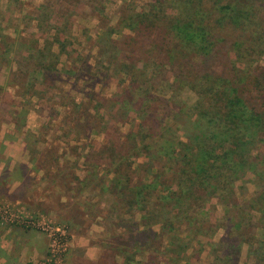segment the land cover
<instances>
[{
	"label": "rangeland",
	"instance_id": "1",
	"mask_svg": "<svg viewBox=\"0 0 264 264\" xmlns=\"http://www.w3.org/2000/svg\"><path fill=\"white\" fill-rule=\"evenodd\" d=\"M86 1L0 0V51L13 52L0 56V146L5 131L16 136L23 145L25 157L33 159L31 171L36 168L22 186L34 193V202L31 199L30 206L28 201L24 204L15 202L13 196H6L0 187V226L35 230L46 238L47 252L34 264H65L68 250L76 242L85 243L86 250L83 255L81 247L76 246L75 262L124 264V256L133 252L131 245L129 250L126 247V228L134 222L140 223L143 212L135 208L131 214L121 213L119 203L122 196L119 192L111 193L112 189L108 188L111 183L108 182L116 178L117 168L132 163L131 169L126 170L134 182L139 179L154 191L157 188L152 186V177L162 170L164 164L163 159L152 161L144 154L127 157L128 154L121 152L123 147H129L125 135L136 137V140L139 136L146 137L147 127L141 125L138 111L149 106L141 115L143 118L154 116L156 120L151 141L155 148L160 142L155 135L172 118L161 106L159 108V100L171 97L170 102H166L175 110L180 101L193 106L199 98L191 85L182 89L167 85L173 81V71H169L168 65L164 66L163 72L156 69L150 58L154 50L149 48V43L154 49L156 35L161 30L153 28L136 35L128 29L126 20L131 14L142 12L183 17L190 9L187 0ZM228 1L204 0L210 4ZM231 1L236 6L239 2L244 4V0ZM250 1L253 4L247 7L250 11L244 32L225 28L220 32L225 39L218 43L210 56H182L178 57L180 63L195 64L194 71L198 68L201 71L205 68L222 71L233 64L264 67V0ZM168 17L161 16V23L167 22ZM160 34L164 35L163 32ZM128 36L130 39L137 36L139 48L135 56L141 58L137 67L147 72L144 84L138 81L144 87L138 83L131 86L125 71L126 62L119 51L122 45L117 41ZM235 40L240 42L232 48L230 44ZM131 41L133 46L135 42ZM34 46L43 48L46 53L51 50L53 56H49V62L57 59L56 70L49 73L45 69L31 71L35 79L32 75L27 79L33 81L32 89L25 84L13 85L22 77L24 79L29 70L37 68L42 57ZM28 47L33 48L30 54L27 53ZM45 77L51 81L43 80ZM143 90H149V93L146 95ZM118 98L128 102V106L134 100L132 110L122 114L128 106L123 108L117 103ZM143 98L147 101L143 102ZM187 126L188 119H185L179 129L168 130V136L185 141ZM119 139L128 143L117 145ZM120 153L121 158L109 161L112 154L120 156ZM123 154L126 156L122 157ZM262 169L264 167L258 166L256 171ZM103 186L107 187L105 192ZM263 186V178L250 170L235 182L237 210L243 213L247 223L246 216H254L250 224L254 225L256 238L247 241L245 237L243 242H239V232L233 235L231 223L227 222L232 213L225 212L216 193L210 189L212 195L203 207L209 215V222L216 225L215 229L188 238L187 224L192 223V215L187 216L188 223L184 221L177 228V235L186 237V242L192 245L186 258L195 264H264V228L250 202ZM176 213L175 210L169 211L166 217L176 216ZM152 230L159 231V226H153ZM231 235L239 238L234 244L228 239ZM239 243L240 246H236ZM163 251V254L155 251L159 264H182L181 254L179 262H171L168 259L171 254ZM138 254L136 260L147 261L151 252L140 251ZM216 256L221 258L217 261ZM93 257L97 260L87 259Z\"/></svg>",
	"mask_w": 264,
	"mask_h": 264
},
{
	"label": "trees",
	"instance_id": "2",
	"mask_svg": "<svg viewBox=\"0 0 264 264\" xmlns=\"http://www.w3.org/2000/svg\"><path fill=\"white\" fill-rule=\"evenodd\" d=\"M58 1L62 2V0ZM242 3L244 4L239 2L236 6L231 0L226 3L215 2L213 4L205 3L204 0H187L190 9L185 15L183 17L161 15L168 17L164 24L161 23L163 19L158 14L159 12L156 14L142 12L126 17L129 22L128 29H132L136 35L153 28L160 29L164 33L163 35L160 32L156 38L154 37V49L149 43V48L154 50L150 58L154 60L156 69L161 72L165 70V65L169 66V71H173V81L168 82L167 85L178 89L191 85L199 94V98L193 106H187L180 101L176 104L175 110L167 104L170 102L169 99H172L171 97L168 100L164 98L159 100V108L161 106L166 114L172 115V118L168 119L155 135L160 140L157 147L154 148L151 143L154 136L152 134L153 124L156 120L154 116L143 118L141 115L146 112L145 109L150 108L149 106L138 111L141 125L147 127L146 137L140 138L139 136L136 140V137L127 134L125 136L129 143L121 139L117 141V145L128 143V149L123 147L121 151L128 154L127 157L133 158L144 154L152 161L164 160L162 170L152 177V186L157 188L154 191L149 190V186L139 179L134 182L132 175L126 170L131 169L132 163H126L117 168L116 178L113 177L108 182L111 183L108 186L112 189L111 193L119 192L122 196L120 207L118 206L121 213L131 214L135 208L143 212L140 223L134 222L126 228L128 233L126 247L129 250V245H131L133 252L124 256V264H159L155 251H161L163 254V249L165 253L171 254L168 258L171 262L174 260L179 262L181 254L182 264H195L186 258V252L192 245L186 242V237L182 238L177 235L179 231L177 228L184 221L188 223L187 216L192 215V223L187 224L188 238L196 233H208L215 229L216 225L209 222V215L204 212L205 207H203L212 195L209 192L210 189L216 193L225 212L232 213L227 217V222L231 223L233 235L239 232L241 240L238 236L234 238L231 235L228 237L229 241L233 240L231 243L234 244L236 239L243 242L245 237L247 241H253L256 238L254 225L250 224L254 216H246L249 219L247 223L243 213L237 210L238 201L234 186L247 170L254 172L256 176L264 180V169L256 171L258 166L264 167V67L252 68L247 64L242 66L233 64L222 71L204 69V67V71L200 68L194 71L197 67L192 64L193 62L189 65L180 63L178 59L182 56L190 58L191 54L210 56L217 49L218 43L225 39L220 33L225 28L244 32L247 29L246 19L250 11L247 7L253 3L250 0H244ZM152 8L156 10L155 6ZM136 37L130 39L128 36L117 43L122 45L119 51L126 62L124 66L127 68L125 71L130 85L138 83L144 87L138 80L144 84L143 79L146 78L147 72L137 67L141 58L135 56L139 48ZM3 38L1 36V40L5 42ZM131 40L135 42L133 46ZM35 42L37 44V41ZM238 42L240 40L233 41L230 44L231 47H236ZM5 45H7L6 42ZM33 48L28 47L27 53L30 54ZM35 49L42 57L37 62V68L29 70L24 79L22 77L20 82L12 83L13 85L23 86L25 84L27 88H30L33 81L28 80L27 77L30 78L32 75L35 79L34 72L31 71L45 69L49 73L56 70L57 59L49 62V56H53L51 50H47L46 53L43 48ZM141 49L144 50L142 47ZM12 53V50L5 49L0 51V56L4 57L5 54L12 55ZM47 79L51 81V78H43V80ZM143 91L146 95L149 93V90ZM116 101L123 108L128 106V102L122 101V98ZM146 101L147 99L143 98V102ZM133 103L134 100L131 106L123 109L122 114L132 110ZM185 119H188L186 140L183 141L177 136L169 137L168 130L179 129ZM121 155V153L120 156L112 154L109 161L112 158L114 162L115 159L121 158ZM105 190L107 187L103 186L102 191L105 192ZM250 202L258 213L257 220L264 228V186ZM172 210L177 212L176 216L167 218L166 214ZM156 225L159 226V231L154 232L152 227ZM139 226L144 228L141 230ZM243 228L244 231H242ZM236 246L239 247L240 243ZM140 251L151 252L150 259L136 260L135 257ZM215 258L218 261L221 257L216 256Z\"/></svg>",
	"mask_w": 264,
	"mask_h": 264
},
{
	"label": "crops",
	"instance_id": "3",
	"mask_svg": "<svg viewBox=\"0 0 264 264\" xmlns=\"http://www.w3.org/2000/svg\"><path fill=\"white\" fill-rule=\"evenodd\" d=\"M6 133L7 131L1 137L0 187L5 190L6 196L12 195L15 202L24 204L28 201L29 203L34 197L32 195L34 193L25 187L22 188V186L25 184L27 176L29 177L31 173H34L36 168L31 171L33 159L25 157L23 145L16 136ZM31 201L34 202L33 199ZM84 244L83 242H76L68 250L65 264H80V262H75L74 251L77 247H81L84 255V250H86ZM46 252V238L37 231L17 226L12 228L0 226V264H34ZM87 259L94 261L96 257ZM88 260L85 258V261Z\"/></svg>",
	"mask_w": 264,
	"mask_h": 264
}]
</instances>
